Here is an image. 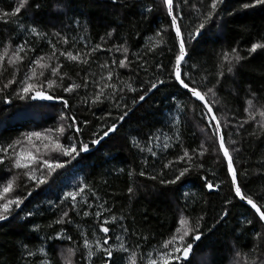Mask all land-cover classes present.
I'll return each mask as SVG.
<instances>
[{
  "label": "trees",
  "instance_id": "1",
  "mask_svg": "<svg viewBox=\"0 0 264 264\" xmlns=\"http://www.w3.org/2000/svg\"><path fill=\"white\" fill-rule=\"evenodd\" d=\"M207 2L210 3V0ZM250 2L251 0H225L220 18L208 23L202 34L188 44L189 55L186 58L185 71L196 64L197 71L193 73V79L198 85L204 77H207L205 81L207 86H212L216 82L215 73L222 50L230 51L236 47L242 56L248 57L236 66L233 74H226L218 87V99L221 100V104L215 110L222 122L225 120L226 110L227 117L232 123L246 118L243 109L251 92L256 93L257 98L264 101V50H258L251 56L247 53L252 43L264 42V6L250 9L242 7L244 3ZM17 3L18 0H0V9L11 11ZM37 3L41 5L39 9L35 7ZM58 3L64 5L63 11L54 8ZM192 3L199 6L198 0H192ZM149 6L153 8L150 13L146 11ZM194 21L195 15L193 14L190 19L186 9L182 22L185 38L195 26ZM21 22L25 26L35 25L41 32L49 35L41 38L32 37L18 28ZM169 25L170 18H167L161 0H123V3L115 5L111 0H31L18 14V18H14L12 24L0 23V40L7 41L11 36L13 46L25 39L34 41L30 46L36 48L31 54V58L35 59L39 55L50 54L48 40L55 42L51 35L55 31L67 35L70 39L75 38L77 50L86 52L95 44L102 43L101 37H106L109 31L115 29L113 38L106 37L105 47L127 41L131 53H143L147 42L156 39V31L162 27L168 28ZM164 40L165 44L154 54L147 56L149 65L159 62L167 66L170 60H174L176 50L174 32H166ZM85 45L88 47L85 48ZM58 47L68 50L72 45L70 43ZM170 48L173 49L172 52L169 51ZM2 52L3 48L0 47V53ZM116 57L122 58L119 53ZM92 59L95 62H90L89 65L70 64L64 61L63 70L72 77L71 80L65 81V86L73 80L80 82L86 72H95L98 78L99 65L105 60H110V57L106 52H97ZM131 59L135 61L136 57L132 56ZM28 63L26 60L17 74L18 80L23 79ZM118 71L124 80L131 77L133 86L138 89L137 93H127L125 97L131 107L133 97L138 100L139 95L144 94L141 90L143 82L149 80L153 72L150 71L147 75L141 72L137 80L135 65L131 72L126 69ZM77 72L80 73L79 76L76 75ZM11 76V70L5 72L4 76L0 77V86ZM160 78L166 83L149 93L120 123L118 131L104 137L97 145H92L91 140L102 136L103 131L111 126L122 111L117 110L115 105L109 102L102 105L83 103L82 97L90 96L93 88H81L72 94L64 93L59 88L55 89L53 95L69 100L68 109H64L62 103L58 101L20 100L15 96L18 84L12 85L6 93L0 92V147H7L8 144L21 139L25 133L41 132L42 136L39 139L33 137L31 143L25 140L22 145L17 146L16 151L19 152L23 148L26 154L32 153L40 159L48 158L54 163L60 162L65 165L56 169L51 176H48L45 170L44 176L48 182L39 188H36L34 182L27 181L23 176V170H19L20 179L16 185L15 195L27 199L20 208L13 210L7 221H0V264H40L42 259H46L49 264H62L63 250L82 243L81 231L87 232L90 239L93 230L100 237L104 235L99 233V225L110 215L124 219L123 221L118 219L117 223L108 225L109 235L112 236L109 243L116 244L115 235L120 234L119 224L122 223L129 229L126 240L128 246L133 248L139 243L142 246V254L145 255L173 235L182 214L189 218L193 226L199 217H204V220L200 221L204 235L200 241L195 242L184 264H200V259L204 255L207 256L208 264H232L237 251L248 252L252 248L255 243L254 234L257 231L264 233V227L249 206L238 198L233 199L234 193L227 177L226 161L223 154L218 152V141L213 135V129L207 127L208 124H213L212 121L202 120L199 108L193 111L194 105L199 102L194 101L186 90L169 82L167 72L161 73ZM143 86L146 88L150 85ZM5 95L11 99L10 104L2 102ZM173 96L175 100L172 99ZM177 103L184 106L183 112L175 107ZM36 107L47 108L48 111L41 117L37 116L38 119L35 121L28 117L23 119L24 115H29L28 110L33 111ZM61 112L69 119L61 121ZM108 112L112 113L111 117L106 115ZM177 114L181 118L179 125L174 124ZM72 116L77 118L81 134L77 136L72 130L66 131L61 142L67 144L68 138L74 137L76 141L89 144V151L81 153L75 160L52 152L51 141L44 138L48 135L55 139L59 135L55 129L61 124L67 129ZM85 120L88 121L87 126L84 124ZM49 129L52 131L48 132ZM251 130L252 125H246L245 129L241 130V135L236 136L235 129H231L230 134L238 143L228 146L230 152L234 147L240 148L239 152L232 154L243 192L253 196L258 202H264V196L261 195L264 193V137L260 140L248 137L247 133ZM225 131L227 144L229 130ZM153 135L160 136L161 140H153L152 144H149L148 138ZM165 135L171 137L169 140L171 146L167 151L156 147L162 144ZM133 138L145 148L144 152L133 146ZM201 143L205 145L206 151L196 163L203 164V167H194L175 184L161 183V180L174 179L179 170L185 167L183 163L175 164L168 169L163 165L175 161L183 154V149L191 151L193 148H199ZM45 145L49 147L46 148ZM148 147H153L157 152L156 157L151 156L147 151ZM3 155V152H0V156ZM9 168L11 161L6 160L4 165H0V188L17 172L15 169L8 171ZM141 171L146 175L140 176ZM37 175L40 173L37 172ZM152 176H156L157 179H151ZM202 178L219 185L218 189L208 190L204 186L205 179ZM81 184H87L88 188L99 196V200H96L86 189L88 199L94 204V208L89 210L93 214L87 218L82 215L86 206L81 205L78 209L80 215H77V212L69 210L71 201L63 199L65 192L77 190ZM129 187L134 189L131 194L127 191ZM29 191H32L30 197L27 196ZM185 193L188 195L185 196ZM229 200L232 202L226 203ZM105 201L112 212L104 213L97 220L94 215L97 210L95 205ZM225 208L229 215L217 223ZM63 211H69L72 223H55ZM29 212L33 215L28 216ZM246 219H252L254 222L248 225ZM57 233L71 236L72 239H48L50 236L55 237ZM260 246L264 252V239ZM41 247L46 249L47 256L39 253L38 249ZM29 251L36 255L29 256ZM74 260L78 264H83L80 253H77ZM243 260L244 257H241L239 264H243ZM96 264H100V260H97ZM115 264H121L119 258ZM142 264H147V261L143 260Z\"/></svg>",
  "mask_w": 264,
  "mask_h": 264
},
{
  "label": "snow or ice",
  "instance_id": "2",
  "mask_svg": "<svg viewBox=\"0 0 264 264\" xmlns=\"http://www.w3.org/2000/svg\"><path fill=\"white\" fill-rule=\"evenodd\" d=\"M31 0H18L17 6H15L11 11H5L0 9V23L12 24L14 18H18V14L21 13L23 9L29 5ZM112 4L123 3V0H111ZM199 6L192 3V0H161V4L166 11L167 18H170V25L168 28H160L155 33L154 40H149L147 42L145 51L143 53H131L127 45V41L121 44H113L111 47H105L104 44L107 39H111L114 36L115 29L109 31L106 37H101L102 43L95 44L88 51L77 50V41L75 38L70 39L67 35H63L59 31L51 33L55 38L53 40H48V45L51 48L50 54H42L37 56L35 59L31 58V54L36 51L34 46V41H29L27 39L22 42L15 44L13 46V41L11 36L7 41L0 40V47L3 48V52L0 53V77H3L5 72L11 70L12 76L7 80L2 86H0V92H7V90L12 86L18 84L19 87L15 92V96L20 100H32V101H58L62 103L64 109L70 107L69 100L62 97L53 95L52 92L59 88L64 93L72 94L78 92L81 88L88 89L93 88L94 91L90 96L82 97L83 103H90V105H102L105 102L113 103L117 110H121L122 114L118 115L111 126L107 127L103 131V135L99 138L92 139L91 144L97 145L101 142L104 137H108L110 134L118 131L119 125L125 120V118L133 111L134 107L145 100L146 96L153 92V90H158L160 86L164 85L166 81L160 78V74L163 72L168 73V81L173 82L180 88L186 90L187 94H190L194 101L199 102L194 105L193 111L195 112L197 108L200 109L199 115L202 120L214 121L213 124H208L207 127L213 129V135L218 141V152L223 154L224 160L227 162L226 171L227 177L231 182V190L234 193L233 199L238 198L241 202L250 206V209L254 211V216L258 217V222L264 224V202H258L251 195H246L238 180V171L235 167V161L233 154L234 152H239V147L232 148L231 152L228 144L236 145L238 141L232 138L230 134L231 129H235V135L240 136L241 130L245 129L246 125L251 124L252 130L247 133L248 137L260 140L264 137V101L257 98L256 93L251 92L250 98L246 99L245 107L243 109L246 114V118L242 119L236 123H232L227 117V110L225 113V120L222 122L215 109L221 104V100L218 99V87L221 83L222 78L226 74H233L234 69L243 60L248 57L242 56L238 48L233 47L231 50H222L219 55V60L217 64L216 82L212 86H207L205 83L207 77L202 78L200 84L193 79V73L197 71V66L194 63L190 66L188 71H185V65L187 64V57L189 55L188 44L195 41L206 28L207 24L212 22L214 19L220 18V12L222 11V5L225 0H198ZM257 6H264V0H251L250 3H244L242 7L244 9L255 8ZM37 9L41 7L39 3L35 5ZM54 8L57 11H63V4H55ZM188 10L189 18L195 15V26L191 31L188 32L187 38H185L182 22L185 19V10ZM147 12H152L153 8L151 6L146 8ZM231 15V13H229ZM18 28L22 29L23 32L27 33L32 37L41 38L48 33L41 32L39 28L35 25L25 26L24 23H19ZM174 32L175 34V52L174 60L169 61V65H164L163 63L157 62L155 65H149L147 56L149 54H154L155 51L166 43L164 40V35L166 32ZM72 47L65 50L63 47H58V45H68ZM88 46L85 45V48ZM258 50H264V42H254L251 44L250 48L247 49L248 56L257 53ZM170 52L173 49H169ZM97 52H106L110 57V60H105L99 65L100 74L97 78V73L86 72V74L81 78L80 82L73 80L72 83H68L65 86L66 80H71L72 77L65 72L64 61L70 64L77 65H89L90 62L94 63L92 59L94 54ZM121 54L122 58L117 59L116 54ZM132 56L136 57L134 61L131 59ZM63 58V60H61ZM28 60L27 71L23 75V79H17V74L21 71L24 66L25 61ZM47 60V62H45ZM142 61V62H141ZM135 65L136 78L140 77V73L143 72L147 75L150 71L153 72V76L149 80L144 81L143 85H150L144 87L142 85L141 90L144 94L139 95L138 100L133 97L131 107L125 100L127 93H137L138 89L133 86L131 82V77L129 80H124L119 75V69H126L129 72L133 70ZM106 72V74H105ZM80 75L79 72L76 74ZM115 81V82H114ZM175 100V96L172 97ZM4 104H10L11 99L5 95L2 101ZM177 109L181 112L184 111V106L177 103L175 105ZM111 117L112 113L108 112L106 114ZM69 119L66 117L64 112L60 114V120L64 121ZM71 123L66 129L63 124L55 129V132L59 135L53 139V137L45 135L44 138L51 141L50 147L52 152L57 153L63 157H70L75 160L77 156L81 153H86L89 151V144L83 141H76L74 137H69V143L64 144L61 139L64 137L66 131L72 130L76 135L81 134V128L79 127L78 120L75 116L70 117ZM104 119V117H101ZM181 123L180 115L174 118V124L179 125ZM85 126H87L88 121H84ZM229 130L228 142L226 144V131ZM51 132L52 130H47ZM95 136L96 134L93 133ZM42 136L41 132H28L23 134L21 139H17L13 143L7 145V147H0V152H3V156H0V165H4L5 161H11V168L17 170L15 174L12 175L10 179L7 180L6 184L0 188V221H7L12 215L14 209H18L24 203L27 197H20L15 195L16 185L20 179L19 170H23V176L26 177L27 181L35 183L36 188L40 185L46 184L48 181L44 176L45 170L47 175L51 176L56 169L63 168L65 165L60 162H52L51 159L45 158L40 159L38 156L32 153H25L23 148L19 152L16 151L17 146L22 145L26 140L29 143L32 142V138H40ZM171 137L164 136L162 144L156 145L160 147L163 151H167L170 148L169 140ZM160 141V136H150L148 138L149 144L152 141ZM133 146L140 149L141 152L145 151V148L140 145V143L133 138ZM49 147V145H45ZM147 151L152 157L157 156V152L153 150V147H148ZM206 151L205 145L201 143L199 148H193L191 151L188 149H183V154L178 156L175 161H169L165 163L163 167L168 169L174 167L175 164L183 163L185 167L179 170V174L171 180H161V183L175 184L186 174H189L194 167L202 168L203 164H197L196 161L204 155ZM37 172L40 175H37ZM140 176H145L146 173L141 171ZM151 179H157L156 176H152ZM205 179V187L208 190L218 189L219 185H214L212 182ZM87 191L91 192V195L99 200V196L95 191L88 188L87 184H81L77 187V190L68 191L64 193L63 199L65 201L70 200V211L77 212L80 215L78 209L81 205L86 206V210H83V217L87 218L93 213L89 210L94 208V204L88 199L86 195ZM128 193H133L134 189L129 187L127 189ZM32 191H29L27 196L30 197ZM188 193H185L187 196ZM264 196V193H261ZM232 201L229 200L226 203L230 204ZM107 202L99 203L95 205L94 215L99 220L104 213H111L112 209L108 208ZM28 216H32L33 213H27ZM229 212L227 208L222 212L219 217L220 221H223ZM123 221L124 217H117L116 215H110L105 217L99 225V233H103L102 237L98 236L96 231L93 230L91 233V239L89 234L85 231L80 232L82 238L81 244H74L68 247L64 253H62V264H78L74 260L77 253H80V259L83 264H96L97 260H100V264H115L117 258L121 261V264H142L143 260L147 261V264H184L188 260L189 255L195 245V242L201 240L204 233L201 231L200 221L204 220L201 216L195 222L193 226L189 218L185 215H181L178 220V227L175 229L173 235L163 241L159 247H154L145 254H142L141 245L137 243L133 248H130L126 243L129 229L124 224L120 223L119 227L121 229L120 234L115 235L116 244H110L109 241L112 236L109 235L110 227L108 225ZM246 224L251 225L254 221L252 219H246ZM57 224L72 223L69 217V211H63L62 215L55 221ZM51 227V225H49ZM215 227V225L213 226ZM211 231V229H209ZM135 234V233H133ZM68 239L71 240V236H65L61 233H57L55 237H48V239ZM146 240L147 237H144ZM264 239V233L257 231L253 240L255 243L248 252L237 251L235 253L236 259L233 264H239L240 258L244 257L243 264H264V252L261 250V241ZM27 248V245L24 246ZM42 256H47L46 249L41 247L38 249ZM29 256H35L36 253L29 251ZM40 264H49L46 259H42Z\"/></svg>",
  "mask_w": 264,
  "mask_h": 264
},
{
  "label": "rangeland",
  "instance_id": "3",
  "mask_svg": "<svg viewBox=\"0 0 264 264\" xmlns=\"http://www.w3.org/2000/svg\"><path fill=\"white\" fill-rule=\"evenodd\" d=\"M29 112H28V114L29 115H24V114H22V115H24L23 117V119H25V118H29V119H31V120H36V119H38V118H36L37 116L38 117H41V115L43 114V113H46L47 111H48V109L47 108H43V107H36V108H33V111L32 110H28ZM34 115H35V117H34ZM201 132H203V131H201ZM206 134H203V136H205ZM207 138V137H206ZM65 252V250H63V252L62 253H64ZM62 256V255H61ZM201 263L200 264H208V259H207V256L206 255H204L203 257H201ZM233 264V263H232Z\"/></svg>",
  "mask_w": 264,
  "mask_h": 264
},
{
  "label": "water",
  "instance_id": "4",
  "mask_svg": "<svg viewBox=\"0 0 264 264\" xmlns=\"http://www.w3.org/2000/svg\"><path fill=\"white\" fill-rule=\"evenodd\" d=\"M194 99V98H193ZM212 123H214V121H212ZM226 164H227V162H226ZM250 207V206H249ZM254 212V211H253ZM257 219H258V217H257ZM263 225V227H264V224H262Z\"/></svg>",
  "mask_w": 264,
  "mask_h": 264
}]
</instances>
